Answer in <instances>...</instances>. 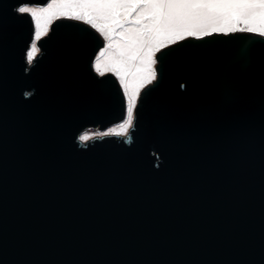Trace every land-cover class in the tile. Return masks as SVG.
<instances>
[{
  "label": "water",
  "instance_id": "95a60500",
  "mask_svg": "<svg viewBox=\"0 0 264 264\" xmlns=\"http://www.w3.org/2000/svg\"><path fill=\"white\" fill-rule=\"evenodd\" d=\"M48 1L0 0V264H264V38L161 48L128 133L81 142L125 97L83 21L55 19L29 63L17 8Z\"/></svg>",
  "mask_w": 264,
  "mask_h": 264
},
{
  "label": "snow or ice",
  "instance_id": "6c2138e0",
  "mask_svg": "<svg viewBox=\"0 0 264 264\" xmlns=\"http://www.w3.org/2000/svg\"><path fill=\"white\" fill-rule=\"evenodd\" d=\"M51 4L56 8L72 9L70 18L85 20L92 29L105 35L116 28L125 32L131 30L135 34L133 41L141 51H150L153 43L163 48L164 41L174 35L181 36L184 32L189 35L207 33L209 28L218 26L234 29L244 24L246 27L242 31H256L264 38V0H51ZM17 12L30 15L35 24L40 17L50 15L52 7L34 8L23 4L17 8ZM39 39L40 34H34L27 54L29 63L39 51ZM158 59H149V62L157 63ZM149 74L156 79L158 69ZM133 121L134 114L129 107L124 122L116 125L115 129L84 133L79 140L84 142L90 137H105L109 133L120 135L116 129L127 131Z\"/></svg>",
  "mask_w": 264,
  "mask_h": 264
},
{
  "label": "rangeland",
  "instance_id": "374dc122",
  "mask_svg": "<svg viewBox=\"0 0 264 264\" xmlns=\"http://www.w3.org/2000/svg\"><path fill=\"white\" fill-rule=\"evenodd\" d=\"M29 6L34 8L52 7V13L50 15L40 17L35 21V24L33 21L34 34L39 33L40 37H43L48 33L50 25L55 19L62 17L70 18L73 11L70 8H56L51 4V0L43 5ZM62 13H66L67 15H63ZM129 19L131 21V18ZM80 21L87 23L85 20ZM131 22L134 23V21ZM245 27L246 26L244 24H239L235 26L234 29L228 26H218L215 29L209 28L207 30V33L196 32L192 35L184 32L181 34V36L174 35L170 40H165L164 45L167 46L187 37H200L213 32H247L241 30ZM96 31L101 35L103 39V46L98 50L94 57L92 63L93 69L99 75L112 73L116 77L125 97L126 112L122 121L113 124L104 130H99L98 128H89L82 134L93 133L97 131H107L109 128L115 129L116 125L122 124L124 122V119L127 115V109L131 107L132 112L134 111L141 89L147 84L151 83L152 80H154L149 73L155 71L156 63H150L149 59L155 60L156 53L161 49L157 44L153 43L150 46V51L147 49L141 51L139 49V45L134 43L133 41V37L135 34L131 30L125 32L124 30L118 28L115 31H109L106 35L99 32L98 30ZM251 33L258 34V32L256 31H253ZM36 54L34 55V57L36 56ZM130 126L131 125L128 126L127 131H121L120 129H116V131L120 132V135H126Z\"/></svg>",
  "mask_w": 264,
  "mask_h": 264
}]
</instances>
